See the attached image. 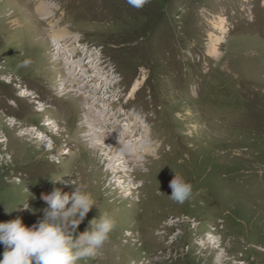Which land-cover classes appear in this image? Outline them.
<instances>
[{"label":"rangeland","instance_id":"1","mask_svg":"<svg viewBox=\"0 0 264 264\" xmlns=\"http://www.w3.org/2000/svg\"><path fill=\"white\" fill-rule=\"evenodd\" d=\"M95 90L90 115H124L115 138L144 126L157 153L140 171L107 177L84 142ZM174 172L193 186L184 204L169 198ZM64 176L97 202L78 233L101 212L117 221L79 264H264V0H0V222L36 223L42 194L74 187L51 183Z\"/></svg>","mask_w":264,"mask_h":264},{"label":"clouds","instance_id":"2","mask_svg":"<svg viewBox=\"0 0 264 264\" xmlns=\"http://www.w3.org/2000/svg\"><path fill=\"white\" fill-rule=\"evenodd\" d=\"M126 2L140 9L149 0ZM30 63L26 59L20 67H27ZM119 144L122 152L133 150L130 143H122L119 139ZM65 177L51 180V183L74 187L71 191H64L54 186L50 193L42 194L41 199L46 207L42 209V218L36 223L26 226L20 217L0 222V244L4 247L0 264H79L81 260L103 253L117 221L113 215L101 212L97 218L89 221L88 228L78 233L80 224L97 202L86 187L73 183L74 179L65 180ZM169 187V198L177 204H184L193 197L192 184L175 172ZM23 208L27 209L28 204Z\"/></svg>","mask_w":264,"mask_h":264},{"label":"bare ground","instance_id":"3","mask_svg":"<svg viewBox=\"0 0 264 264\" xmlns=\"http://www.w3.org/2000/svg\"><path fill=\"white\" fill-rule=\"evenodd\" d=\"M44 12H45V9H44ZM59 36L63 37L64 35H59ZM58 40H60V39H59V37L56 36L55 37V41H58ZM64 56H65V53H62L61 54V58L64 57ZM77 75L79 76V78H74L73 79L74 87H76V88L77 87L78 88H82V87L83 88H87L89 84H87V83H85L83 81L84 80L83 78H84V75H85V71H83V69H81L80 72ZM95 92H97V90L93 91L90 94V96L88 95V96L85 97L87 103L89 104V108H88V111H87V116L85 118L86 120H84V122L82 124V130L84 131L83 134H84V137H85L84 142L89 145V148H90V150H91L92 153H94V154L102 153V156L105 157V158H107L106 163L108 165L107 166L108 168L106 169V172H105L106 173V176L108 177L109 175H114V178L116 180L117 178H122L123 176H127L125 174L127 172L126 168L133 167L134 170L135 169L139 170L138 168L140 166H143L144 167L145 165H141V162L144 161V160L142 161V159L143 158H147V157H151L153 154H156L157 151L154 150L152 148V146H150L149 144H147V142L145 140L146 137L144 136L146 132L144 133L145 128H144L143 125H141V128H142V131H141L142 138L139 139L137 137L136 138L133 137L132 139H130L131 138L130 137V134L132 132H134V128L137 126V122L140 121V120L135 119V120H138V121L136 123L133 122V124L132 123H130V124L124 123V125L120 124L119 125V128L117 129V131L120 130V126H123V127L127 126V128L124 129V132L122 134L121 133H118L120 135L115 138L114 136H116V131L111 130L112 129L111 126H118V124L116 125L117 121L120 118H122L124 115L121 116L120 113L119 114L114 113L112 116H110V115L107 116V112H104V111H100L99 114H98V111H96V113L93 116L90 115V112L92 110L95 111V109H97L98 107L100 108V106L102 104L101 102H102V100H104V97L103 98H98L97 95L94 94ZM23 95L25 96L27 94L24 93ZM130 121H127V122H130ZM9 122H10L9 123L10 124L9 126H10L11 130H14L15 123H11V120H9ZM53 124H57V123H53L52 122V124L50 123L48 125V127L53 126ZM64 126H68V125H64ZM20 129H21V127H20ZM29 131H32V130H29ZM24 135H26V133H23L21 136L19 135V137H22ZM27 135H29V134H27ZM82 138H83V136H82ZM114 138H115V140H114ZM119 139H120V141L122 143H131V145L133 146V150L131 152H127V153L126 152H122L120 150V148H119L120 147ZM41 140L44 142L43 138ZM143 140H145V141H143ZM2 143H5L6 144V151H8L9 149H12L11 148V141H10V139L7 138L6 140H3ZM81 145H82V143H81ZM83 149H84V147H83ZM85 149H86L85 154H87V153H90L91 154V152H89V150L86 147H85ZM158 149L160 150L161 148H157V150ZM114 183L116 184L117 182L114 181ZM123 183L125 184V182H123ZM120 187L124 188L125 186H123V185L120 184ZM131 189H132V192H130L127 195V197H125L124 200H130L131 199V196L134 194L133 191H139V190H141L139 187H131ZM162 195H169V192L167 191L165 193H159V196H162ZM143 198H144V201H146L145 197H143ZM140 202H142V198H141ZM210 238H211L210 243L213 244L214 246L216 245L215 248H217L219 250V248H221V245H219L220 244L219 243V240L218 239L216 240V238H214L213 236H211ZM212 239H213V241H212ZM217 244H218V246H217ZM223 257H224V255H218V256H216L215 263L221 264V262L223 260Z\"/></svg>","mask_w":264,"mask_h":264}]
</instances>
